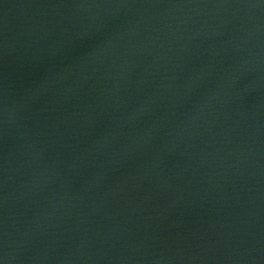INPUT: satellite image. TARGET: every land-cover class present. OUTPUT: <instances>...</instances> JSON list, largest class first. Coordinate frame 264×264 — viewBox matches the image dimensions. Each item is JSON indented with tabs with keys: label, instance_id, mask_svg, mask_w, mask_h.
Instances as JSON below:
<instances>
[{
	"label": "water",
	"instance_id": "95a60500",
	"mask_svg": "<svg viewBox=\"0 0 264 264\" xmlns=\"http://www.w3.org/2000/svg\"><path fill=\"white\" fill-rule=\"evenodd\" d=\"M0 264H264V0H0Z\"/></svg>",
	"mask_w": 264,
	"mask_h": 264
}]
</instances>
